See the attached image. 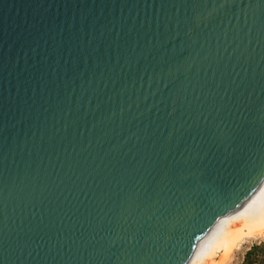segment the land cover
<instances>
[{
  "label": "water",
  "instance_id": "obj_1",
  "mask_svg": "<svg viewBox=\"0 0 264 264\" xmlns=\"http://www.w3.org/2000/svg\"><path fill=\"white\" fill-rule=\"evenodd\" d=\"M264 179V0H0V264H185Z\"/></svg>",
  "mask_w": 264,
  "mask_h": 264
},
{
  "label": "bare ground",
  "instance_id": "obj_2",
  "mask_svg": "<svg viewBox=\"0 0 264 264\" xmlns=\"http://www.w3.org/2000/svg\"><path fill=\"white\" fill-rule=\"evenodd\" d=\"M264 236V179L234 211L213 223L185 264H228L245 241Z\"/></svg>",
  "mask_w": 264,
  "mask_h": 264
},
{
  "label": "rangeland",
  "instance_id": "obj_3",
  "mask_svg": "<svg viewBox=\"0 0 264 264\" xmlns=\"http://www.w3.org/2000/svg\"><path fill=\"white\" fill-rule=\"evenodd\" d=\"M264 242V236L260 238H255L247 240L242 243L231 255L230 261L228 264H243L245 259L246 252L255 244H260ZM263 256V255H261ZM261 258V257H260Z\"/></svg>",
  "mask_w": 264,
  "mask_h": 264
},
{
  "label": "trees",
  "instance_id": "obj_4",
  "mask_svg": "<svg viewBox=\"0 0 264 264\" xmlns=\"http://www.w3.org/2000/svg\"><path fill=\"white\" fill-rule=\"evenodd\" d=\"M243 264H264V242L253 245L246 252Z\"/></svg>",
  "mask_w": 264,
  "mask_h": 264
}]
</instances>
